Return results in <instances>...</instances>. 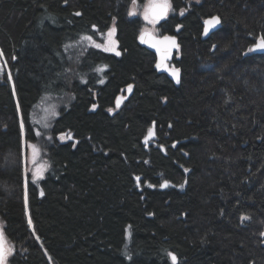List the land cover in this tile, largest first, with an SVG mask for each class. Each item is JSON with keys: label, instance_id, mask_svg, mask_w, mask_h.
I'll return each instance as SVG.
<instances>
[{"label": "trees", "instance_id": "trees-1", "mask_svg": "<svg viewBox=\"0 0 264 264\" xmlns=\"http://www.w3.org/2000/svg\"><path fill=\"white\" fill-rule=\"evenodd\" d=\"M144 1L0 0L8 264H264V54L248 52L264 0H169L159 33L180 43L179 85L138 42L127 8ZM112 28L119 56L82 39Z\"/></svg>", "mask_w": 264, "mask_h": 264}, {"label": "snow or ice", "instance_id": "snow-or-ice-1", "mask_svg": "<svg viewBox=\"0 0 264 264\" xmlns=\"http://www.w3.org/2000/svg\"><path fill=\"white\" fill-rule=\"evenodd\" d=\"M65 3H67V0H65ZM170 7H171V5L169 4V0H151L149 5H147L145 8L144 18H145V20H150L151 22L155 23L159 19H162L165 16H167L168 10ZM131 14H134V13H130V15ZM75 15L80 16V15H82V13L76 12ZM181 15H183V11L181 12ZM220 23H221V20H220L219 16H213V17H211V19L205 20L204 21V34L207 35L211 28L216 27ZM93 27L95 28V25ZM115 32H116L115 28H112L109 30V32L107 33L108 41H107L106 45L95 43V41H93L92 36H84V37H82V39L92 41V43L94 44V46L96 48H103L104 51L115 52V54L117 56H119L120 52L116 50V41L112 39ZM146 35H148V34L147 33L141 34L142 42L147 43V42L151 41L152 47L156 48L157 51L160 52V54H161L160 62H158L156 66H157V68L164 67V61L168 59V53H169L170 49L179 47V45L176 43L175 37L164 36L162 39H155V38L151 37L150 35H148V39H145ZM67 47L68 46H66V48ZM256 50H264V34H261L259 37H257V42L252 47H250L248 49V52H253ZM0 55H3V53L0 52ZM13 59H15V57H13ZM171 74L173 75V77H175L176 82L180 83V69L172 68ZM8 79L11 80V73L10 72L8 73ZM102 82L103 81H101V83ZM132 87H133L132 85H128V91H131ZM13 91H14V89H13ZM119 104H120V98H118V100H117V107H119ZM17 107H19V105H17ZM92 107H93V109H95L96 105L94 104ZM108 111L111 112L112 109H109ZM24 128H25L24 122H23V120H21V123H20L21 133L24 132ZM152 134H153L152 129H149V135L151 136ZM64 138H65L64 136H61V139H64ZM68 138H71V137L69 136ZM30 147L32 149L33 157H35L38 150H37L35 145H31ZM185 171H188V169H185ZM37 178H42V175L40 172L34 174L33 179H37ZM136 180H137V186H139L140 178L136 177ZM185 183H187V181H185ZM168 186H169L168 181H165L164 183H162L160 185L161 188H166ZM149 187H153V185H149ZM179 187L183 188L184 184L179 185ZM40 195L41 196L44 195L43 190H41ZM27 203H28V197H27V179H26L25 180V207L26 208H27ZM150 215H151V213H150ZM250 219H251V217H249L247 215L241 216L242 222L250 220ZM28 225H29V227L33 226L30 216L28 218ZM260 236L264 237V232H261ZM37 239H39V237H37ZM13 251H14V249H12L9 246H6V239H5L4 231H3L2 226H0V264H8V257L10 255H12ZM168 255L171 258L173 264H177L176 255L173 253H168Z\"/></svg>", "mask_w": 264, "mask_h": 264}, {"label": "water", "instance_id": "water-1", "mask_svg": "<svg viewBox=\"0 0 264 264\" xmlns=\"http://www.w3.org/2000/svg\"><path fill=\"white\" fill-rule=\"evenodd\" d=\"M169 14V13H168ZM167 14V15H168ZM167 16H165L164 18H166ZM163 19V18H162ZM208 19H211V18H207L206 20ZM160 20V19H159ZM221 20V19H220ZM204 26V25H203ZM222 27V22L217 25L216 27L214 28H211L209 30V33L207 35L204 34V28H203V32H202V36H201V39L202 40H207L210 36V34H212L213 32H215L216 30L220 29ZM142 33H147L148 35H150L151 37L155 38V39H162L164 36H158L156 37L152 32H148V31H144ZM141 33V34H142ZM141 34L139 36V44L141 46H143L144 48H146L149 52H151L152 54L155 55L156 57V63H155V69L158 73L160 74H166L168 75V77L173 81L174 84H179L176 82V79L175 77H173V75L171 74V69L173 67H170L169 66V63L171 62L172 58H173V55H174V52L179 48H171L169 53H168V59L164 61V67H161V68H157V63L160 62V59H161V54L160 52L157 51L156 48L152 47V43L151 41L145 43V42H142L141 40ZM148 35L145 36V39H148ZM166 36H170V37H175V40H176V43L178 44V38L176 36H171V35H166ZM254 54H264V50H256V51H253ZM181 76H182V72L180 70V82H181ZM130 94V92H129ZM152 132L153 134L143 142V144L146 145V149L148 150L149 149V146H151V144L157 139V136H156V130H155V124L152 125ZM162 150L164 152V148L162 147Z\"/></svg>", "mask_w": 264, "mask_h": 264}, {"label": "flooded vegetation", "instance_id": "flooded-vegetation-1", "mask_svg": "<svg viewBox=\"0 0 264 264\" xmlns=\"http://www.w3.org/2000/svg\"><path fill=\"white\" fill-rule=\"evenodd\" d=\"M131 4H133V2H131L130 3V5ZM169 4L170 5H172L171 3H170V1H169ZM195 4V2H190V4H189V8H190V11L192 10V8H193V5ZM177 12V11H176ZM172 14H168L167 15V17L166 18H163V19H160V20H158V21H156L155 23H153V22H151L150 20H145V18H141V17H139V12L137 13V17L136 18H138L139 20H140V22H141V26H140V28H141V30H140V32H139V35H138V39H139V36H140V34L142 33V32H144V31H148V32H152L155 36H156V33L158 32V36H166V35H161L159 32H160V28H158V27H160V25L161 24H163L164 22H167L168 21V19H169V17L171 16ZM207 18H210V17H206L205 19H203V20H201V23H202V25H204V21L207 19ZM151 28H155V30H153V29H151ZM175 28H182L181 26H176ZM203 28H204V26H203ZM177 33H178V30H177ZM171 36H174V35H171ZM157 37V36H156ZM177 37V36H176ZM139 42V41H138ZM257 42V39L255 40V42H254V44ZM253 44V45H254ZM178 45H179V48L175 51V53H174V55H173V58H172V60H171V62L169 63V66L170 67H173V68H177V67H174L173 65H172V63H173V61H174V59L175 60H180V58L178 57L179 56V54H180V43L178 42ZM252 45V46H253ZM251 46V47H252ZM249 48V47H248ZM154 55V54H153ZM155 56V55H154ZM155 63H156V57H155ZM179 69V68H178ZM156 70V69H155ZM157 72V71H156ZM158 73V72H157ZM158 74H160V73H158ZM181 83V82H180ZM179 83V84H180ZM179 84H177V85H179ZM176 85V84H175ZM127 93H129V92H127ZM120 97H122L120 100V104H119V107L120 106H122V104H123V101H125L126 100V95H125V92H122L121 93V95H120ZM119 97V98H120Z\"/></svg>", "mask_w": 264, "mask_h": 264}, {"label": "rangeland", "instance_id": "rangeland-1", "mask_svg": "<svg viewBox=\"0 0 264 264\" xmlns=\"http://www.w3.org/2000/svg\"><path fill=\"white\" fill-rule=\"evenodd\" d=\"M150 2H151V0H145L142 4H134L133 3V5H129L128 8H127V14L130 15V13H134V14H131V16L132 17H137V13L139 12V17L144 18L145 8H146L147 5H149ZM173 10H174L173 6L171 5L169 13L173 14L174 13ZM151 29L155 30V28H151ZM156 35H158V32L156 33ZM103 39H105V43L103 42L102 45H106L107 41H108L107 33L103 34ZM112 39L114 40V36L112 37ZM117 45H118V43L116 42V50L118 51V46ZM0 52H2L1 49H0ZM105 52H107V53L109 52V53L115 54V52H112V51H105ZM7 65H8V63L5 61L4 55H0V81L3 80L4 74L8 70V66ZM149 148H150V146H149ZM160 149L162 150V147H160ZM164 152H165V148H164ZM0 226H2V228L4 227L3 219L1 217H0ZM6 246H9L7 240H6ZM9 260H10V256L8 257V263H9Z\"/></svg>", "mask_w": 264, "mask_h": 264}, {"label": "bare ground", "instance_id": "bare-ground-1", "mask_svg": "<svg viewBox=\"0 0 264 264\" xmlns=\"http://www.w3.org/2000/svg\"><path fill=\"white\" fill-rule=\"evenodd\" d=\"M169 12H170V8H169V10H168V13H169ZM218 30H220V29H218ZM218 30H216V31L213 32L212 34L216 33ZM212 34H210V36H211ZM156 36L158 37V35H156ZM210 36H209V37H210ZM174 53H175V52H174ZM10 81H11V80H10ZM128 94H129V93H128ZM121 98H122V97H120V99H121ZM120 101H121V100H120ZM120 103H121V102H120ZM149 137H150V135H149V133H148V135H147L146 138L148 139ZM146 138L144 139V141L147 140Z\"/></svg>", "mask_w": 264, "mask_h": 264}]
</instances>
